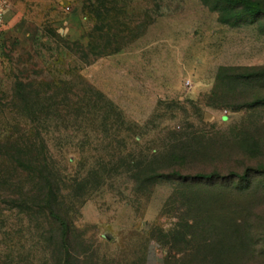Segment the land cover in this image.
Here are the masks:
<instances>
[{
    "label": "rangeland",
    "instance_id": "obj_1",
    "mask_svg": "<svg viewBox=\"0 0 264 264\" xmlns=\"http://www.w3.org/2000/svg\"><path fill=\"white\" fill-rule=\"evenodd\" d=\"M15 5L0 264H264V0Z\"/></svg>",
    "mask_w": 264,
    "mask_h": 264
},
{
    "label": "crops",
    "instance_id": "obj_2",
    "mask_svg": "<svg viewBox=\"0 0 264 264\" xmlns=\"http://www.w3.org/2000/svg\"><path fill=\"white\" fill-rule=\"evenodd\" d=\"M15 8V0H9V7L5 13L6 26L0 39V71L2 70L3 57L8 48L19 42L25 31L19 27V15L15 12ZM24 37H30V34L25 33Z\"/></svg>",
    "mask_w": 264,
    "mask_h": 264
},
{
    "label": "built area",
    "instance_id": "obj_3",
    "mask_svg": "<svg viewBox=\"0 0 264 264\" xmlns=\"http://www.w3.org/2000/svg\"><path fill=\"white\" fill-rule=\"evenodd\" d=\"M9 7V0H0V39L4 32L6 21H5V13Z\"/></svg>",
    "mask_w": 264,
    "mask_h": 264
},
{
    "label": "trees",
    "instance_id": "obj_4",
    "mask_svg": "<svg viewBox=\"0 0 264 264\" xmlns=\"http://www.w3.org/2000/svg\"><path fill=\"white\" fill-rule=\"evenodd\" d=\"M212 176H209V175H199L198 178L202 179V180H207V179H210ZM64 228L65 225H64ZM65 264H69V262H66Z\"/></svg>",
    "mask_w": 264,
    "mask_h": 264
}]
</instances>
